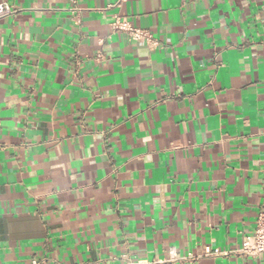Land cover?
<instances>
[{"label": "crops", "instance_id": "0c3cea01", "mask_svg": "<svg viewBox=\"0 0 264 264\" xmlns=\"http://www.w3.org/2000/svg\"><path fill=\"white\" fill-rule=\"evenodd\" d=\"M114 1L0 0V264H264V0Z\"/></svg>", "mask_w": 264, "mask_h": 264}, {"label": "built area", "instance_id": "2783aa9c", "mask_svg": "<svg viewBox=\"0 0 264 264\" xmlns=\"http://www.w3.org/2000/svg\"><path fill=\"white\" fill-rule=\"evenodd\" d=\"M127 0H115L108 7L122 8ZM16 10L6 3L0 4V19L14 14ZM70 13L74 15L76 24L80 23L79 10L76 7L70 9ZM110 29L114 33L125 34L131 41L148 50H154L158 47V42L153 37L151 32L134 26L126 17L114 15L110 23ZM100 58V56H98ZM228 252H220L218 250H211L209 247L205 248L204 255H193L191 253L179 254L175 247H170L167 252V257L164 260L150 261L145 264H163V263H187L198 261L203 257H217L226 255ZM245 257L264 256V202L260 206L257 214L256 226L252 235L246 236L243 245L238 252ZM30 264H40L36 259L31 260ZM134 264V263H129Z\"/></svg>", "mask_w": 264, "mask_h": 264}]
</instances>
